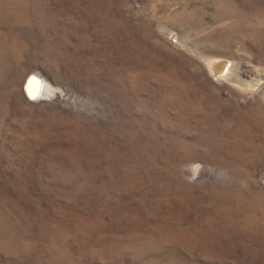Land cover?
I'll use <instances>...</instances> for the list:
<instances>
[{
	"label": "rangeland",
	"instance_id": "rangeland-1",
	"mask_svg": "<svg viewBox=\"0 0 264 264\" xmlns=\"http://www.w3.org/2000/svg\"><path fill=\"white\" fill-rule=\"evenodd\" d=\"M0 264H264V0H0Z\"/></svg>",
	"mask_w": 264,
	"mask_h": 264
},
{
	"label": "water",
	"instance_id": "water-1",
	"mask_svg": "<svg viewBox=\"0 0 264 264\" xmlns=\"http://www.w3.org/2000/svg\"><path fill=\"white\" fill-rule=\"evenodd\" d=\"M32 84L29 86V89H27V93L32 96L35 94V92L38 90L39 86V80L37 78L32 79Z\"/></svg>",
	"mask_w": 264,
	"mask_h": 264
},
{
	"label": "bare ground",
	"instance_id": "bare-ground-1",
	"mask_svg": "<svg viewBox=\"0 0 264 264\" xmlns=\"http://www.w3.org/2000/svg\"><path fill=\"white\" fill-rule=\"evenodd\" d=\"M30 80H31V79H30ZM30 80H29V81H30ZM32 82H33V81H32ZM31 84H32V83H31Z\"/></svg>",
	"mask_w": 264,
	"mask_h": 264
}]
</instances>
